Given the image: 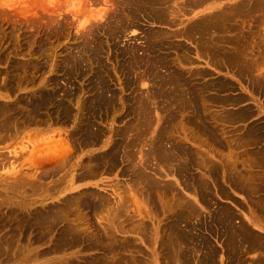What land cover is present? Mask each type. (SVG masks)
<instances>
[{
	"label": "rangeland",
	"instance_id": "rangeland-1",
	"mask_svg": "<svg viewBox=\"0 0 264 264\" xmlns=\"http://www.w3.org/2000/svg\"><path fill=\"white\" fill-rule=\"evenodd\" d=\"M146 1L144 6L132 5L138 16L136 14L131 22L122 15L125 11L120 9L130 0H0V107L6 112L3 115L6 120L2 122L3 116L0 117V264H264V83L260 82L264 75V5L260 6L263 10L254 7L247 11L245 6L244 11L230 10L225 14L219 10L239 3L248 7L253 0H201L196 6H192L190 0ZM258 1L264 3V0ZM155 7L164 8L163 11L167 12L165 23L148 21L147 12ZM178 11L180 14H176ZM100 12L106 13L101 19ZM216 12V16L223 19L217 20L212 33L210 30L200 32L199 36L193 33L189 38L177 35V31L190 22ZM117 20H121L122 26ZM167 20L172 23L168 24ZM129 50L139 58L137 67L132 60L129 62ZM75 61L76 69L73 70L71 64ZM252 62L256 63L254 67L249 65ZM152 63L156 64L154 68H151ZM173 70L184 81H181L184 89L178 90L177 97L168 96V85L165 87L163 84L166 82L158 81H166V76H171L167 73ZM137 76L141 78L137 79ZM257 80L260 85H256ZM40 93L44 97L41 108L27 111L36 102L35 95ZM46 93L53 94L55 99L47 103ZM98 94L102 97L101 103L98 102L99 97L96 99ZM191 94L193 98L189 96ZM65 95L71 99L68 103ZM162 95L170 97V102ZM62 97L66 102L65 108H59L58 101H55ZM182 97L189 99L183 102ZM174 100H177L176 105H173ZM80 104L82 110H78ZM177 108H181L180 112ZM241 111L247 112L244 117L227 120L231 114L236 116ZM195 114L199 117L195 118ZM81 116L83 120L78 119ZM75 119L83 122L81 126L78 121L74 122ZM136 121L139 125L147 121L150 126L147 131L148 124L145 127L138 123L132 126ZM87 122L94 126L87 125ZM192 123L200 124V129L211 127L208 129L213 131L195 130L196 125L192 126ZM137 125L144 129L141 130L144 135L140 130L138 132L141 137L136 133ZM87 127L89 132H84ZM95 129L103 135L100 133L97 145H91ZM131 137L136 139L130 140ZM171 137L176 142L170 140ZM156 138L167 144L163 145L164 150L172 144L170 152L174 154L171 153L170 158L173 161L166 162L171 164V168L157 163V160L153 162L154 158L150 156L145 157L150 154L147 152H151L150 146ZM148 140L152 143L150 146L145 144L149 143L146 142ZM81 143L84 144L81 146ZM40 146L51 151L56 146H63L62 150L68 157L65 155L68 161L65 167L57 170L49 160L37 162L41 154L35 149ZM111 146L115 147L114 151L118 149L113 165L103 159L89 160L90 155H101ZM142 149L145 154H142ZM167 149L165 153L170 154V148ZM198 155L205 156L207 160L203 161ZM143 156L149 162L145 163L152 167L146 166V172L149 170V176L159 178L158 182L155 179L153 189L148 188L151 193L145 192L132 177ZM176 156L181 159H176ZM184 165L186 169L178 170ZM84 170L86 174L88 172L87 176H84ZM239 174H253V179L246 180L247 177ZM242 177L248 184V191L240 189L243 184H238V179ZM131 184L133 186L129 188ZM94 191L108 196L111 201L124 203L128 212H122L118 218L109 207L104 210L82 207L83 198ZM75 198L77 204H70V200ZM65 201L69 204L52 230L35 229L34 226L26 229L27 219L32 213L44 214ZM190 204L195 205L193 216H188ZM182 205L185 206L181 210L188 207V211H181L183 215L176 216ZM219 208L232 215L229 225L228 220L223 224L215 218L219 216ZM78 215L80 218L76 220ZM111 223L123 225V232L118 229L112 231ZM70 225L83 228L85 242H68V233L64 237L62 232L65 234V227ZM237 226H244L250 232H238L233 239L230 231L224 232V228H239ZM107 230L113 232L116 242L120 241L116 244L117 247L120 245L117 250L106 249L104 253L87 247L90 234L100 239L103 236L101 242L105 243L101 233ZM170 232V236L174 235L171 240ZM182 233H187L188 237ZM177 234L183 236L180 237L182 241H179L180 235L179 239L175 237Z\"/></svg>",
	"mask_w": 264,
	"mask_h": 264
},
{
	"label": "bare ground",
	"instance_id": "bare-ground-1",
	"mask_svg": "<svg viewBox=\"0 0 264 264\" xmlns=\"http://www.w3.org/2000/svg\"><path fill=\"white\" fill-rule=\"evenodd\" d=\"M119 1V0H118ZM158 1H160V0H158ZM200 1L201 0H190L189 2H190V4H192V6H196V5H198L199 3H200ZM120 2H122V1H120ZM131 2V3H130ZM130 2L128 3V2H126L124 5H122V6H124V8H122V6H121V8L120 9H122L123 11H125V12H122V15L123 16H126L127 18L126 19H128L129 18V21H131L132 22V20L133 19H135V15L137 14L136 12H134L133 11V7H132V5L133 4H137V5H140V4H142L141 6H144L146 3H147V1L146 0H130ZM157 2V1H156ZM164 2H167V0L166 1H164ZM163 2V3H164ZM253 2H255L254 0H253ZM252 2V4L250 5V6H248L247 7V5L246 4H243V3H239V4H236V5H233V6H231V7H229V9L228 8H226V9H223V10H219V11H222L223 13H225V14H227V13H229V11L230 10H234V11H239V10H241V11H244L243 9H244V7L246 6V8H247V11H249V10H251L252 8H260V6H261V4L262 5H264V3L263 2H259L258 0H257V2H255V3H253ZM149 3V2H148ZM155 3V2H154ZM157 3H159V2H157ZM183 4V3H182ZM150 5V4H149ZM152 5H153V3H152ZM151 5V6H152ZM186 5V4H185ZM148 6V5H147ZM119 7H120V5H119ZM149 7V6H148ZM190 7V6H189ZM262 7V6H261ZM136 8V7H135ZM142 8L143 7H141V9L140 10H142ZM151 8V7H150ZM125 9V10H124ZM126 9H128V10H126ZM144 9V8H143ZM164 9V8H163ZM163 9H161L160 7H155L151 12H147V15H149L148 17H149V19H148V21L149 20H151L152 22L153 21H157V22H159L160 23V21H164L163 23H165L166 21V19L168 18H166V16L168 15L167 14V12L166 11H163ZM167 9V8H166ZM185 9V8H184ZM260 9H262V8H260ZM121 10V11H122ZM263 10V9H262ZM143 11V10H142ZM141 11V12H142ZM139 12V11H138ZM140 12V13H141ZM185 12V11H184ZM218 12V11H217ZM217 12L216 13H214V14H212V15H209L208 17H206V18H199L198 20H195V21H193V22H190L188 25H185L181 30H178L177 31V35H181V36H187L188 38H189V36L191 35V34H193V33H195V34H198V36H199V34H200V32H205V31H208V30H210V32L212 33V31H213V29H214V27H215V23L217 22V20L218 19H220L221 17H219V16H216L217 15ZM112 13V12H111ZM117 13V12H116ZM115 13V14H116ZM180 14V11H178L176 14ZM182 13V12H181ZM106 13L104 12H100L99 13V18L101 19V18H103L104 17V15H105ZM183 14H185V13H183ZM108 15V14H107ZM110 15V14H109ZM118 15H120V13L118 14ZM121 15V16H122ZM146 15V14H145ZM112 16V15H111ZM117 16V15H116ZM137 16H138V14H137ZM143 16V15H142ZM176 16V15H175ZM178 16V15H177ZM182 16V15H181ZM118 17V16H117ZM144 17V16H143ZM147 17V18H148ZM109 18V17H108ZM107 18V19H108ZM111 18H113V16L111 17ZM125 18V17H124ZM114 19V18H113ZM112 19V21L113 22H115L114 20ZM116 19V18H115ZM179 19H180V17H179ZM221 19H223V18H221ZM143 20V19H142ZM147 20V19H146ZM170 20V19H169ZM111 21V20H110ZM174 21V20H173ZM177 21V20H176ZM109 22V21H108ZM117 23H119L121 26H122V23H121V20L120 21H118L117 20ZM116 23V24H117ZM162 23V22H161ZM167 23L169 24V23H172V22H168V20H167ZM166 23V24H167ZM132 24V23H131ZM114 26H115V23L113 24ZM133 25V24H132ZM136 25V24H135ZM138 25V24H137ZM117 26V25H116ZM119 26V25H118ZM120 26V27H121ZM128 26V25H127ZM134 26V25H133ZM111 27V26H110ZM124 27V29H126L127 27H125V26H123ZM128 27H132V26H128ZM112 28V27H111ZM115 28V27H114ZM113 28V31L115 30ZM123 29V30H124ZM102 30V29H101ZM109 30V29H108ZM117 30H118V28H117ZM104 31H106V30H104ZM110 31V30H109ZM116 31V30H115ZM124 31H126V30H124ZM123 31V32H124ZM122 32V31H121ZM155 32V31H154ZM104 33H106V32H104ZM109 33V32H108ZM207 33V32H206ZM207 35V34H206ZM160 36V35H159ZM201 36V35H200ZM203 36V35H202ZM210 36V35H209ZM153 37V36H152ZM155 37V36H154ZM195 37V36H194ZM199 38V37H198ZM159 39V38H158ZM161 39H163V38H161ZM166 40V39H165ZM164 40V41H165ZM159 41V43H161V40H158ZM168 41V40H167ZM264 41V40H263ZM153 42H155V41H153ZM163 42V41H162ZM158 43V42H157ZM158 43V44H159ZM201 43V42H200ZM156 44V43H155ZM163 44V43H162ZM202 44V43H201ZM154 45V44H153ZM157 45V44H156ZM150 46H151V44H150ZM154 47V46H153ZM157 47L158 48H160L158 45H157ZM235 47V46H234ZM155 48V47H154ZM162 48V47H161ZM232 48V47H231ZM236 48V47H235ZM85 49V48H84ZM133 49H134V47H133ZM155 50V49H154ZM188 51V50H187ZM90 52H91V50H90ZM210 52V51H209ZM230 52V51H229ZM254 52V51H253ZM186 54V53H185ZM129 55H130V58H128L129 59V62L132 60V63L133 64H135L136 65V67L139 65L138 63V59L139 58H136L135 57V55H134V51L133 50H129V52H128V57H129ZM81 58V57H80ZM189 59V58H188ZM166 60H167V58H166ZM180 61V60H179ZM184 62H186V60H183ZM71 62H73V60H71ZM164 62V61H163ZM169 62V61H168ZM182 62V61H181ZM66 63V62H65ZM69 63V62H68ZM77 63H78V61H77ZM131 63V64H132ZM157 63V62H156ZM165 64H166V62H164ZM71 64V63H70ZM76 64V61L74 62V63H72L71 64V67L72 68H74L73 70H75L76 68H75V65ZM130 64V63H129ZM133 64H132V66H133ZM254 64L256 65V63H254V62H252V63H250L249 65L250 66H252V67H254ZM75 65V66H74ZM127 65H128V60H127ZM155 65L156 64H153L152 63V66H151V68H154L155 67ZM67 66V65H66ZM132 66L130 67V68H132ZM169 66V65H168ZM70 67V68H71ZM78 67V66H77ZM80 67V66H79ZM134 67V66H133ZM135 67V68H136ZM77 69H79V68H77ZM127 69H129V68H127ZM132 70V69H131ZM133 70H134V68H133ZM77 71V70H76ZM73 72V71H72ZM172 73V74H171ZM171 73H167V75L168 74H170L171 76H166L167 77V80L165 81L164 80V78H163V80L164 81H162L161 79H159L158 81L160 82L161 81V83L163 84V83H165L166 82V84H163L164 86L165 85H168L167 86V88L166 89H168V87H169V89H170V92H172V93H168V96H169V94L171 95L172 94V96L174 97H177L178 96V90L180 89V90H183L182 89V87H181V85L184 83V81L183 80H180L181 79V75L180 76H178L176 73H175V71L173 70V72H171ZM179 74V73H178ZM144 76V75H143ZM132 78H134V77H132ZM131 78V79H132ZM135 78H136V76H135ZM141 78V77H140ZM140 78H138V76H137V79H140ZM130 79V78H129ZM128 79V80H129ZM147 79V78H146ZM184 79V78H183ZM133 80V79H132ZM136 80V79H135ZM131 81V80H130ZM181 81H183V83H181ZM263 81V83H264V75H263V77H262V80L260 81V82H262ZM135 82V81H134ZM133 82V83H134ZM260 82H259V80H257L256 81V85H260ZM132 83V82H131ZM130 83V84H131ZM158 83V82H157ZM134 85V84H133ZM161 85V84H160ZM131 86V85H130ZM162 87V86H161ZM166 87V86H165ZM184 87H186L185 85H184ZM109 88V87H108ZM157 88H158V86H157ZM156 88V89H157ZM46 89V88H45ZM159 89V88H158ZM49 90H51V89H49ZM172 90V91H171ZM173 90H177V91H173ZM179 90V91H180ZM52 91V90H51ZM50 91V93H52ZM106 92H108V89H107V91ZM165 92V95H167L166 94V91H164ZM50 93H46L44 96H45V99L47 100V103H49V102H52L54 99H53V94H50ZM57 93V92H56ZM153 93H156L155 91L153 92ZM161 93V92H160ZM163 93V92H162ZM37 94H38V92H37ZM72 94H74V93H72ZM102 96H105V94L104 93H100ZM100 94H98V96H97V98L96 99H98V97L99 96H101ZM107 94V93H106ZM164 94V93H163ZM115 95V94H114ZM158 95V94H157ZM197 95V94H196ZM199 95V94H198ZM65 96H67V98L68 99H66L67 100V103H68V101H70L71 99H70V97H68V95H65ZM64 96V97H65ZM107 96V95H106ZM153 96V95H152ZM163 96V95H162ZM168 96H163L164 98H166V99H168L167 97ZM189 96H191L192 97V94L191 95H189ZM193 96H194V98L196 97L194 94H193ZM73 97V96H72ZM112 97H114L113 96V94H112ZM116 98H117V96H115ZM159 97V96H158ZM172 97V98H173ZM63 98V97H62ZM102 97H99V99H98V102H100V100H101V102H103L102 101V99H101ZM109 98H110V96H109ZM115 98V99H116ZM153 98V97H152ZM155 98V97H154ZM160 98V97H159ZM158 98V99H159ZM193 98V97H192ZM35 100H36V102H34L33 104H32V108L31 109H28L27 110V108H26V110L27 111H30V110H38V109H40L41 108V106H42V103H43V99H44V97H43V95H41V93L39 94V95H35V98H34ZM73 99V98H72ZM107 99H108V97H107ZM114 98H112L111 100H113ZM169 99H171L170 97H169ZM168 99V102H170V100ZM180 99V98H179ZM189 99V97L188 98H186V99H184V97H182V99L181 100H184L183 102H185V100H188ZM196 99V98H195ZM195 99H193V100H195ZM34 100V101H35ZM38 100V101H37ZM136 100V99H135ZM165 100V99H164ZM163 100V101H164ZM178 100V99H177ZM177 100H174L175 102H173V105H176L177 104ZM190 100L192 101V99L190 98ZM198 100V99H197ZM29 101V100H28ZM55 101H58V103H57V106L59 107V108H65V107H67L66 105H65V103L66 102H64V98L63 99H59V100H55ZM77 101V100H76ZM75 101V102H76ZM93 101V100H92ZM95 101V100H94ZM104 101H106V100H104ZM108 101V100H107ZM153 101V100H152ZM165 101H167V100H165ZM180 101V100H179ZM30 102H32V101H29V103ZM85 102V101H84ZM100 102V103H101ZM135 102V101H134ZM77 103V102H76ZM81 103V102H80ZM91 103V102H90ZM97 103V102H96ZM100 103H98L99 105H100ZM149 103V102H148ZM175 103V104H174ZM78 104V103H77ZM82 104V103H81ZM79 105V106H77L79 109L78 110H82V105ZM109 104V103H108ZM112 104H113V102H112ZM133 104V103H132ZM153 104V103H152ZM91 105V104H90ZM114 105V104H113ZM151 105V104H150ZM2 106V105H1ZM45 106V105H44ZM55 106V105H54ZM70 106V105H69ZM68 106V107H69ZM111 106V105H110ZM178 106V105H177ZM188 106V105H187ZM105 107V106H104ZM108 107V106H107ZM164 107V106H163ZM18 108V107H17ZM24 108V107H23ZM97 108V107H96ZM109 108V107H108ZM107 108V109H108ZM154 108V107H153ZM183 108H185V106L183 107ZM187 108V107H186ZM44 109V108H43ZM57 109V108H56ZM67 109V108H66ZM69 109V108H68ZM110 109V108H109ZM62 110H64V109H62ZM93 110V109H92ZM94 110H96V109H94ZM93 110V111H94ZM133 110V109H132ZM166 110V109H165ZM179 110V112H180V110H181V108L180 109H178L177 108V111ZM182 110H184V109H182ZM185 110H187V109H185ZM198 110V109H197ZM12 111V110H11ZM65 111V110H64ZM64 111H63V113H64ZM92 111V112H93ZM4 108L2 107H0V117L1 116H3L4 115ZM37 112V111H36ZM39 112V111H38ZM49 112V111H48ZM62 111H60V113H61ZM79 112V111H78ZM152 112V111H151ZM185 112V111H184ZM6 113V112H5ZM55 113V112H54ZM141 113V112H140ZM142 113H144V112H142ZM171 113V112H170ZM178 113V112H177ZM183 113V112H182ZM196 113H198V115H199V112L197 111ZM229 113V112H228ZM247 112H245V111H241L239 114H237L236 116H234V114H231L232 116L230 117H227V115H225L226 117H227V120H228V118H232V117H234V118H239L240 116H245V114H246ZM97 114V113H96ZM99 114V113H98ZM136 114V113H135ZM151 114V113H150ZM62 115V114H61ZM74 115V114H73ZM94 115V114H93ZM102 115V114H101ZM141 115V114H140ZM173 115V114H172ZM198 115H196L195 114V118L198 116ZM228 115H230V113L228 114ZM60 116V115H59ZM66 116H68L67 115V112H66ZM72 116V115H71ZM75 116V115H74ZM80 116V115H79ZM96 116V115H95ZM174 116V115H173ZM57 117V116H56ZM63 117H65V116H63ZM62 117V118H63ZM83 117H84V115H83ZM88 118H89V115L87 116ZM101 117V116H100ZM172 117V116H171ZM176 117V116H175ZM175 117H173V118H175ZM199 117V116H198ZM5 118H7L6 116H5ZM51 118V117H50ZM69 118H71V117H69ZM82 118V116L81 117H78V119H81ZM86 118V117H85ZM87 118V119H88ZM146 118V116L144 117V119ZM201 118V117H200ZM72 119H73V117H72ZM78 119L76 120L75 119V123H76V121H78ZM93 119V118H92ZM141 119V118H140ZM143 119V120H144ZM147 119H149L150 120V118H149V116L147 117ZM146 119V120H147ZM233 119V118H232ZM4 120H6V119H4V116H3V118H2V122L4 121ZM81 120H83V119H81ZM86 120V119H85ZM84 120V121H85ZM97 120V119H96ZM101 120V119H100ZM170 120H171V118H170ZM197 120V119H196ZM205 120V119H204ZM229 120H231V119H229ZM0 121V122H1ZM12 121V120H11ZM70 121V120H69ZM148 121V120H147ZM146 121V123H144V122H141V123H143V124H141L143 127H145V125L146 124H148V122ZM151 121V120H150ZM150 121H149V123H150ZM159 121V120H158ZM198 121H200L199 119H198ZM197 121V123H200V122H198ZM201 121H203V119L201 120ZM1 122V123H2ZM6 122V121H5ZM4 122V123H5ZM21 122V121H20ZM31 122H33V121H31ZM37 122V121H36ZM86 122V121H85ZM22 123V122H21ZM26 123V122H25ZM43 123V122H42ZM78 123H80V126H81V123H83V122H79L78 121ZM88 123L89 122H87V125H88ZM138 122L136 121V123L135 124H131L132 126H134V125H136ZM170 123V122H169ZM173 123V122H172ZM179 123V122H178ZM190 123V122H189ZM24 124V123H23ZM34 124V123H33ZM89 124H91V123H89ZM4 125V124H3ZM8 125H11V124H8ZM22 125V124H21ZM25 125V124H24ZM28 125V124H27ZM77 125V124H76ZM92 125V124H91ZM138 125H139V123H138ZM137 125V126H138ZM141 125H139V126H141ZM192 126H194V125H196V123L193 125V123L191 124ZM198 125H199V127H198ZM201 125H202V123H201ZM16 127H17V125H15ZM92 126H94V125H92ZM137 126H136V128H137ZM138 126V128L136 129V130H138V131H136V133H137V135L139 136V134H138V132H139V130H140V132H142V134L144 135V133H143V131H141V130H144V129H140V127ZM141 126V127H142ZM147 126V125H146ZM149 124H148V127L147 128H145V130L147 131V129L149 128ZM162 126V125H161ZM172 126V125H171ZM203 127H205V125L203 124L202 125ZM210 126V125H209ZM0 127L2 128V126L0 125ZM175 127H176V125H175ZM203 127H201V128H203ZM0 128V129H1ZM83 128H84V126H83ZM83 128H82V130H83ZM86 128V127H85ZM91 127H89V129H90ZM133 128L134 127H132V132L134 131L133 130ZM159 128H161V127H159ZM194 128V127H193ZM199 128V130H205L206 132L208 131V130H211V129H208V128H211V127H208L207 129H200V124H197L196 125V127L194 128L195 130H197V129ZM206 128V127H205ZM5 129V128H4ZM170 129H172V127L170 128ZM179 129V128H178ZM193 129V130H194ZM10 130V129H9ZM13 130V129H12ZM128 130V129H127ZM130 130H131V127H130ZM130 130H128L129 132H130ZM157 130V129H156ZM195 130H194V132H195ZM199 130H198V132H199ZM145 131V132H146ZM160 131V130H159ZM158 131V132H159ZM161 131H162V129H161ZM165 131V130H164ZM163 131V133L165 134L166 132H169L170 133V131L168 130H166V132H164ZM202 131V134H206V133H204ZM211 131H213V129L211 130ZM13 132V131H12ZM84 132H89L88 131V127H87V130H84ZM127 132V131H126ZM157 131H156V133H158ZM210 132V131H209ZM214 132H215V130H214ZM214 132H212V134H214L215 135V133ZM11 133V132H10ZM80 133V131L78 132V134ZM101 132H100V130H97V129H95L94 131H93V137L91 138L92 140H91V145H97V143H98V141H99V137L101 136V134H100ZM135 133V134H136ZM168 133V134H169ZM195 133H197V131L195 132ZM211 133V132H210ZM134 134V133H133ZM134 134V135H135ZM212 134H210L209 136H214V135H212ZM103 135V134H102ZM141 135V134H140ZM91 136V135H90ZM132 137H133V135H131ZM142 136V135H141ZM141 136H139V137H141ZM146 136V135H145ZM190 136H192V135H190ZM195 136V135H194ZM130 138V140L131 139H133L134 140V138L135 137H137V136H135L134 138ZM163 137H166V136H164L163 135ZM2 138H3V136H2ZM152 138V137H151ZM162 138V137H161ZM216 138V137H215ZM214 138V139H215ZM136 139V138H135ZM149 139V138H148ZM170 140H172L173 138L171 137V138H169ZM217 139V138H216ZM175 142H176V140L175 139H173ZM172 140V141H173ZM128 141H129V139H128ZM162 140L159 138L158 140H157V138H156V140H154V142H153V144L152 143H150V141L148 140V141H146V142H149L148 144L147 143H145L147 146H150L151 144V146H150V149H151V152H147L148 154L150 153V154H152V155H148V156H145V157H152V158H154L152 161L154 162H156V160L158 161L157 163H159V164H163V166H164V164H167L168 165V167H169V165H170V168H171V164H168L169 162L168 161H171L172 159L170 158V156L172 155L171 153H173L174 154V152H170V150H171V145H170V147H169V145H168V147L170 148H168L167 146V148L169 149V151L168 152H170V154L169 153H165V150L167 149H163V148H165V147H163V145L164 144H166V143H164V144H162V142H161ZM167 141H169L168 139H167ZM74 142V141H73ZM133 142V141H132ZM135 142V141H134ZM152 142V141H151ZM216 142V141H215ZM85 143V142H84ZM84 143H81V146H82V144H84ZM172 143V142H171ZM174 143V142H173ZM178 143V142H177ZM89 144H90V142H89ZM139 144V143H138ZM59 145V144H58ZM61 145H62V143H61ZM133 145H134V143H133ZM133 145L131 144V146H132V148H133ZM167 145V144H166ZM174 145V144H173ZM178 145V144H177ZM45 146V145H44ZM44 146H40L43 150L41 151V148H38V149H35V151H38V153L39 154H41V156L40 155H38V157H37V159H36V161L37 162H39V163H41V162H47L48 160L49 161H51L52 162V165L55 167V168H57V170L59 169V168H63V167H65V165L67 164V159L65 158V155H66V153L62 150L63 148V146L60 148L59 146H56L55 147V149H52V151H51V149L50 148H47V147H44ZM152 146H153V148H152ZM183 146V145H182ZM96 147V146H95ZM103 147H106V145H104ZM113 147L114 146H111L110 147V149L109 150H107V152H105V153H103V154H101V155H98V156H91L90 155V159L89 160H92V159H94V160H101V159H103V160H105L104 162H107V163H110V164H112L113 165V159H115L114 161H116V159H117V157L116 158H113L114 157V154L116 155V153L115 152H117V150L116 151H114L113 150ZM143 147V146H142ZM145 147V146H144ZM144 147H143V149H144ZM173 147V146H172ZM115 148V147H114ZM149 148V147H148ZM175 148H179V147H176L175 146ZM181 148H183V147H181ZM180 148V149H181ZM33 149V148H32ZM92 149H93V147H92ZM142 149V150H143ZM147 149V148H146ZM150 149H148V150H150ZM167 149V150H168ZM179 149V151H181ZM189 149V148H188ZM64 150H65V148H64ZM94 150V149H93ZM131 150H133V149H131ZM135 150V149H134ZM133 150V151H134ZM178 150V149H177ZM176 150V151H177ZM48 151H49V153H48ZM104 151V150H103ZM141 151V150H140ZM144 151V150H143ZM143 151H142V154H145V151H144V153H143ZM90 152H92V151H90ZM129 154H130V152L129 151H127ZM126 152V154H128ZM137 152V151H136ZM187 152H188V150H187ZM193 152V151H192ZM181 153H183L184 154V152H181ZM185 153H186V150H185ZM117 154H118V152H117ZM125 154V155H126ZM133 154H134V152H133ZM169 154V155H168ZM192 154V153H191ZM177 155V154H176ZM178 155L180 156L181 154H179L178 153ZM195 155V154H194ZM69 156V155H68ZM136 156V155H135ZM140 156V155H139ZM184 156H185V154H184ZM183 156V157H184ZM197 156V155H196ZM200 158L202 157V156H200V155H198ZM262 156V155H261ZM66 157H67V155H66ZM128 155H127V159H128ZM130 157H133L132 155H130ZM175 157V156H174ZM199 157H198V160H199ZM205 157V156H204ZM204 157H202V159H204L203 161H206L207 160V158L205 159ZM68 158V157H67ZM119 158V157H118ZM125 158V157H124ZM144 158V156L142 157V160L143 161H141L140 162V166H139V164H138V166H137V170H136V172H134L135 173V176H132L134 179H136V184L137 185H141V188H144L145 189V192L146 191H148L149 193H151V190L150 189H148V188H151L152 187V189L155 187V185H156V181L158 182V179L157 178H155L156 179V181H155V179L153 178V176L150 174V176H149V170H148V172H146V166H148V168L150 169V167H149V165H147V163H145V162H148L147 160V158H145V159H143ZM151 158V159H152ZM177 158H179V159H181V157H177L176 156V159ZM196 158V157H195ZM127 159H126V161H127ZM171 159V160H170ZM175 159V160H176ZM186 159V158H185ZM202 159H200V161L202 160ZM56 160V161H55ZM69 160V159H68ZM102 160V161H103ZM131 160H132V158H131ZM131 160H130V162H131ZM150 160V159H149ZM194 160V159H193ZM196 160V159H195ZM88 161V160H87ZM173 161V160H172ZM171 161V162H172ZM197 161V160H196ZM119 161H117L116 162V164L118 163ZM125 162V161H124ZM166 162H168V163H166ZM175 162V161H174ZM179 162H180V160H179ZM179 162H178V164H179ZM209 161H207L206 163H208ZM137 163V162H136ZM185 163V162H184ZM187 163V162H186ZM205 163V164H206ZM43 164V163H42ZM69 164V163H68ZM76 164V163H75ZM103 164V163H102ZM135 164V163H134ZM146 164V165H145ZM148 164H149V162H148ZM153 164V163H152ZM174 164H177V161H176V163H174ZM192 164V163H191ZM200 164V163H199ZM202 164V163H201ZM98 165V164H97ZM105 165V164H104ZM115 165V164H114ZM153 165H155V168L157 167L156 166V164H153ZM152 165V166H153ZM167 165H165V167L167 166ZM172 165H173V163H172ZM187 165H188V163H187ZM186 165V166H187ZM94 166H96V165H94ZM108 166H109V164H108ZM116 166V165H115ZM128 166H129V164H128ZM128 166H125V167H128ZM174 166V165H173ZM176 166H178V165H176ZM102 167V166H101ZM131 166H129V168H130ZM167 167V168H168ZM86 168V167H85ZM85 168H83V169H85ZM91 168V167H90ZM98 168H100V165H99V167ZM110 168H111V166H110ZM110 168H107L108 170H111ZM128 168V169H129ZM133 168V167H132ZM152 168V167H151ZM176 168V167H175ZM185 168V165L183 166V167H181V168H178V170H183ZM67 169V168H66ZM93 169H95L96 170V168H93ZM101 169V168H100ZM99 169V170H100ZM166 169V168H165ZM186 169V168H185ZM236 169V168H235ZM60 170V169H59ZM87 171H88V169H86ZM90 170V169H89ZM94 170V171H95ZM126 170V169H125ZM135 170V169H134ZM211 170V169H210ZM90 171H92V170H90ZM83 172H85V173H83ZM82 173L83 174H85L84 176H87L88 175V172H87V174H86V171L84 170ZM156 171H155V169H154V173H155ZM169 172V171H168ZM127 173H128V171H127ZM158 173V172H157ZM232 173V172H231ZM230 173V174H231ZM237 173V172H236ZM240 173V172H239ZM92 174V173H91ZM161 174V173H160ZM242 174V173H241ZM241 174H239V175H241ZM250 174V173H249ZM249 174L248 175H245L244 176V174L243 175H241V176H243L244 178H246V180L249 178V180H252L251 179V177H252V175L253 174H251V176H249ZM257 174V173H256ZM261 175V174H260ZM81 176V175H80ZM83 176V175H82ZM91 176V175H90ZM95 176H96V174H95ZM130 176V175H129ZM162 176V175H161ZM214 176V175H213ZM230 176H232V175H230ZM249 176V177H248ZM256 175H254V180L256 179V177H255ZM258 176L259 175H257V178H258ZM233 177H237L236 175H234ZM232 177V178H233ZM239 178L238 180H239V182H238V184H243V186L242 187H240V189L242 188L243 190L244 189H246V191H248V184H246V180L244 179V178ZM229 179V178H228ZM253 180V181H254ZM161 181V180H160ZM207 181V180H206ZM70 182V181H69ZM133 182L134 181H132L131 183L133 184ZM204 182V181H203ZM251 182V181H250ZM166 183V182H165ZM188 183V182H187ZM208 183V182H207ZM248 183V182H247ZM131 184V187H129V188H132V185ZM135 184V183H134ZM204 184V183H203ZM234 184H236L237 185V183H234ZM161 186H162V183L160 184ZM252 185V184H251ZM129 186H130V184H129ZM163 186H164V184H163ZM126 187V186H125ZM237 187V186H236ZM260 187H261V185H260ZM121 188V187H120ZM259 188V187H258ZM123 189H125L126 190V188H123ZM140 189V188H139ZM138 189V190H139ZM239 189V188H238ZM262 189V188H261ZM260 189V190H261ZM128 190V189H127ZM137 189H136V192H140V190L138 191ZM144 190H142V192H143ZM153 191V190H152ZM155 192V191H154ZM153 193V192H152ZM132 194V193H131ZM138 194V193H137ZM158 194V193H157ZM157 194H155V196L157 195ZM146 195V194H145ZM159 195V194H158ZM202 196V195H201ZM154 197V196H153ZM162 197V196H161ZM176 197V196H175ZM203 197V196H202ZM132 197L130 196V199H131ZM133 198H135L134 196H133ZM149 199H150V197H148ZM81 199V198H80ZM123 199V198H122ZM145 199V198H144ZM147 199V198H146ZM158 199V198H157ZM157 199H156V202H157ZM160 199V198H159ZM201 199V198H200ZM76 200V201H75ZM135 200V199H134ZM177 200H178V197H177ZM253 200V199H252ZM263 201H264V199H262ZM71 202H70V204H72L73 202H77V199L75 198L73 201H72V199L70 200ZM143 201H145V200H143ZM124 202H126V201H124ZM128 202V201H127ZM133 202V201H132ZM155 202V203H156ZM257 202V201H256ZM67 203H68V201H65V202H62L58 207L57 206H55L53 209H48L47 211L48 212H46V213H44V214H41V213H32V216L30 217V219L28 220L27 219V221L28 222H26V229H29V227H31V226H34V227H36L35 229H37V228H40V229H42V230H44V229H47V230H52V228H54V225H55V223L60 219V216H61V212H63L64 210H65V207H66V205H67ZM131 203V202H130ZM136 203V202H135ZM134 203V204H135ZM258 203H261V202H258ZM69 204V203H68ZM77 204V203H76ZM82 204V203H81ZM81 204H79L80 206H81ZM113 204V205H112ZM124 203H122V202H115V201H111V199L108 197V196H104L103 194H101L100 192L98 193H95V191H94V193L92 192V193H90V194H88V197L87 198H83V206L82 207H86V208H88V209H90V210H98L99 208H102L103 210H104V208H106V207H109V209H110V211L111 210H113V212L115 211V214H117V216L118 215H121V213L122 212H128V210L127 209H125L124 207V205H123ZM140 204V203H139ZM161 204V203H160ZM187 204V203H186ZM78 205V206H79ZM71 206V205H70ZM73 206H74V204H73ZM78 206H77V208H78ZM136 206H137V203H136ZM140 206V205H139ZM138 206V207H139ZM185 206V205H184ZM183 205H182V208H180L179 209V213H176L177 215L176 216H180V214H181V211H183V212H185V210L186 211H188L187 210V208L188 207H186L185 208V210H181V209H183V207H184ZM187 206V205H186ZM194 206L195 205H193V206H191V204H190V207H189V211H188V216L190 215V216H193V215H195L194 213H196V209L194 208ZM138 207H136V208H138ZM181 207V206H180ZM76 208V207H75ZM135 208V207H134ZM140 208H142L141 206H140ZM172 208V207H171ZM222 208V207H221ZM224 208V207H223ZM101 209V210H102ZM109 209H107V210H109ZM139 209V208H138ZM173 209V208H172ZM225 209V208H224ZM226 209H228V208H226ZM260 209L262 210V206L260 207ZM139 210H141V209H139ZM69 211V210H68ZM106 211V210H105ZM165 211V210H164ZM195 211V212H194ZM144 212V211H143ZM192 212H194V213H192ZM219 216H218V218L217 217H215L216 219H219L218 221H222V223L223 224H226V221H224V220H228L227 221V224L229 225V223L231 222V220H229V219H231V217H232V215L230 214V213H228L227 211L226 212H222L221 211V209L219 208ZM257 212V211H256ZM47 213H49V214H47ZM76 213V212H75ZM93 213V212H92ZM136 213V212H135ZM139 213H140V211H139ZM139 213H138V216H139ZM78 214V213H77ZM83 214V213H82ZM112 214H114V213H112ZM183 215V213L181 214V216ZM141 216V215H140ZM145 216V215H144ZM168 216V215H167ZM215 216V215H214ZM73 217V216H72ZM71 217V218H72ZM79 217V215L76 217V220H77V218ZM110 217V216H109ZM115 216H113V222H114V220H115V218H114ZM125 217H127V216H125ZM80 218V217H79ZM112 218V217H111ZM118 218H119V216H118ZM175 218V217H174ZM179 218V217H178ZM224 218H226V219H224ZM258 218V217H257ZM261 218V215H260V217H259V219ZM216 219H214V220H216ZM130 220V219H129ZM175 220V219H174ZM174 220H173V222H174ZM198 221V220H197ZM217 221V220H216ZM127 222H128V220H127ZM196 222V221H195ZM200 222V221H199ZM207 222V221H206ZM211 222V221H210ZM210 222H209V224H210ZM115 223H116V221H115ZM120 223V222H119ZM119 223H117V225H115V224H109L110 225V229L113 231V230H115V229H118L119 231H122L123 232V225H118ZM184 223H185V220H184ZM189 223V222H188ZM203 223V222H202ZM201 223V224H202ZM76 224V223H75ZM177 224V223H176ZM175 224V225H176ZM178 224H179V222H178ZM195 224H197V223H195ZM200 224V223H199ZM207 224V223H206ZM208 224V225H209ZM85 225V224H84ZM186 225V224H185ZM188 225V224H187ZM186 225V226H187ZM68 226V225H67ZM71 226V225H70ZM87 226V225H86ZM85 226V227H86ZM182 226H184L183 224H182ZM78 227H80V226H78ZM78 227H76V226H74V225H72L71 227H65V229H66V231H65V234H63V232H62V235H64V237H66L67 236V240H68V237H70V241H68V242H73V243H75L76 244V242H85V239H84V231L83 230H81V229H83V228H78ZM106 227V226H105ZM176 227H178V225L177 226H175V228ZM237 227H239V228H229V230L228 229H226V228H224V232H226V231H230V233H231V236L230 237H232V239L234 238V236H236V234L238 233V232H242V233H247V232H250V231H248V229L247 228H245L244 226H237ZM108 228V227H107ZM170 228V227H169ZM179 228H181V226L179 227ZM210 229H212V226H210L209 227ZM88 229V228H87ZM106 229V228H105ZM109 229V228H108ZM122 229V230H121ZM135 229V228H134ZM168 229V228H167ZM182 229V231H183V228H181ZM180 229V230H181ZM187 229V228H186ZM210 229H209V231H210ZM39 230V229H38ZM140 230H142V229H140ZM174 230V229H173ZM172 230V231H173ZM189 230V229H188ZM171 231V232H172ZM181 231V232H182ZM190 231V230H189ZM164 232H166V230L164 231ZM171 232L170 233H168L169 234V236H170V234H171ZM176 232H178V233H180L179 232V230H177ZM183 232H185V229H184V231ZM24 233V232H23ZM40 233V232H39ZM39 233H37L38 235H39ZM42 233V232H41ZM44 233V232H43ZM68 233V234H67ZM113 233V232H112ZM109 230H107V231H105L104 233H101L102 235L104 234V238H105V243L103 242V244H102V242H101V239H102V237L99 235V237H101V239L100 238H98L97 237V235H95V234H90V240H89V243L87 244V247L88 248H93V249H98V250H106V249H110L111 250V248H116L117 246H116V244H118L119 242H116L117 240L115 239V235L113 236V234H112ZM67 234V235H66ZM89 234V233H88ZM144 234V233H143ZM183 234V233H182ZM42 236H43V234H41ZM46 235H47V233H46ZM45 235V236H46ZM66 235V236H65ZM180 235V234H179ZM178 234L177 235H175V237L177 236V238H178V236H179ZM188 234L187 233H184L183 234V236H186V237H188L187 236ZM56 236V235H55ZM171 236H174L173 234L171 235ZM171 236L169 237V239L171 240ZM182 235H180L179 236V238L181 237ZM182 236V237H183ZM57 237H59L60 238V236H57ZM117 237V236H116ZM175 237H172V238H175ZM178 238V239H179ZM163 239V238H162ZM169 239H168V241H169ZM65 240V239H64ZM66 240V241H67ZM59 241V240H58ZM163 241V240H162ZM179 241H182V239L180 238L179 239ZM240 241V240H239ZM242 241V240H241ZM61 242V241H60ZM254 242V241H253ZM62 243V242H61ZM231 243H232V240H231ZM238 243H241V242H238ZM254 243H256V242H254ZM65 244H67V242L65 243ZM77 244H79V243H77ZM127 244V243H126ZM159 244H160V242H159ZM158 244V245H159ZM177 244H179V243H177ZM230 244V243H229ZM235 243H233V245H234ZM61 245V244H60ZM134 245V244H133ZM163 245V244H162ZM232 245V246H233ZM237 245V244H236ZM236 245H234V246H236ZM126 246V245H125ZM170 246V245H169ZM174 246H175V244H174ZM173 246V247H174ZM177 246V245H176ZM176 246H175V248H176ZM178 246H180V244L178 245ZM177 246V247H178ZM120 247V245L117 247V248H119ZM117 248L115 249V250H117ZM124 248V247H123ZM174 248V249H175ZM179 248V247H178ZM181 248V247H180ZM61 249V248H60ZM120 249H122V247L120 248ZM209 249V248H208ZM170 250H171V247H170ZM210 250V249H209ZM112 251V250H111ZM111 251H109V252H111ZM113 252V251H112ZM168 252V251H167ZM175 252H176V250H175ZM208 252H210V251H208ZM104 253H105V251H104ZM174 253V252H173ZM109 254V253H108ZM174 255V254H173ZM183 255V254H182ZM181 256V254L179 255V257ZM182 257V256H181ZM180 257V258H181ZM213 257V256H212ZM165 258V257H164ZM210 258V257H209ZM90 264H93V262H91ZM125 264V263H124Z\"/></svg>",
	"mask_w": 264,
	"mask_h": 264
}]
</instances>
